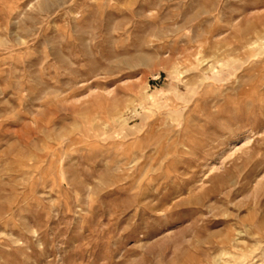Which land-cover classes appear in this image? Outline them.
<instances>
[{"label": "rangeland", "instance_id": "374dc122", "mask_svg": "<svg viewBox=\"0 0 264 264\" xmlns=\"http://www.w3.org/2000/svg\"><path fill=\"white\" fill-rule=\"evenodd\" d=\"M0 264H264V0H0Z\"/></svg>", "mask_w": 264, "mask_h": 264}]
</instances>
